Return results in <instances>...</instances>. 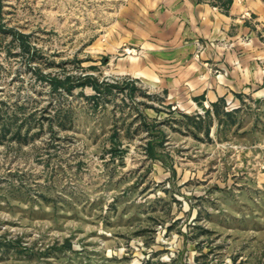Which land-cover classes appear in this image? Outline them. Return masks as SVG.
<instances>
[{
  "label": "rangeland",
  "instance_id": "rangeland-1",
  "mask_svg": "<svg viewBox=\"0 0 264 264\" xmlns=\"http://www.w3.org/2000/svg\"><path fill=\"white\" fill-rule=\"evenodd\" d=\"M126 3L0 0V264H264V97L122 74Z\"/></svg>",
  "mask_w": 264,
  "mask_h": 264
},
{
  "label": "crops",
  "instance_id": "crops-1",
  "mask_svg": "<svg viewBox=\"0 0 264 264\" xmlns=\"http://www.w3.org/2000/svg\"><path fill=\"white\" fill-rule=\"evenodd\" d=\"M118 22V41L141 53L117 68L180 108L264 97V0H127Z\"/></svg>",
  "mask_w": 264,
  "mask_h": 264
},
{
  "label": "trees",
  "instance_id": "trees-1",
  "mask_svg": "<svg viewBox=\"0 0 264 264\" xmlns=\"http://www.w3.org/2000/svg\"><path fill=\"white\" fill-rule=\"evenodd\" d=\"M65 81L61 80V79H51V86L53 90H56L57 88H59L60 85H64ZM69 87V86H67ZM152 146H150L148 149L151 150Z\"/></svg>",
  "mask_w": 264,
  "mask_h": 264
}]
</instances>
